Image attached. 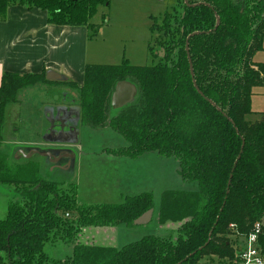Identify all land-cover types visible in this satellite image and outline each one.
Returning <instances> with one entry per match:
<instances>
[{"label": "trees", "instance_id": "1", "mask_svg": "<svg viewBox=\"0 0 264 264\" xmlns=\"http://www.w3.org/2000/svg\"><path fill=\"white\" fill-rule=\"evenodd\" d=\"M183 1L180 18L176 8L166 11L162 21L152 16V42L163 47L162 61L135 65L126 58L120 64H89L82 85L58 82L79 92L82 125L109 127L125 137L128 146L113 153L137 157L156 151L174 157L181 177L196 182L197 189L165 191L158 219L166 228L163 233L116 248L111 245L116 226H135L154 207L153 193L128 196L120 204L77 206L75 188L68 193L38 175L24 177L26 172L13 169L0 153V184L15 185L21 196L0 219L2 264H198L206 256L231 261L241 245L234 249L229 235L247 236L258 222L264 251V113L254 122L247 119L254 88L264 86V63L253 59L264 49V0ZM16 4L46 10L52 24L94 30L90 20L110 0H0V20ZM189 36L193 76L186 51ZM149 50L159 56L154 46ZM121 81L136 84L138 95L109 116ZM51 82L47 71L5 72L0 128L6 107L18 101L22 89ZM80 210L83 218L65 216ZM102 225L109 226L105 243L89 228ZM59 242L71 253L48 255L46 245Z\"/></svg>", "mask_w": 264, "mask_h": 264}, {"label": "rangeland", "instance_id": "2", "mask_svg": "<svg viewBox=\"0 0 264 264\" xmlns=\"http://www.w3.org/2000/svg\"><path fill=\"white\" fill-rule=\"evenodd\" d=\"M183 2V0H159L158 3L155 2V4H153V10L155 9L153 13H155L154 15L162 21L163 14L166 11L172 12V9L176 8L178 14L177 17L180 18L184 10ZM142 16L143 15H140L139 11H136L131 7L122 6L121 4L119 5L116 0H110V5L99 6L96 14L90 20V22L95 25V29L94 31L92 30V33H94V36H98L101 28H108L103 36L106 41H99L102 46H107L103 44L106 42L109 47H114L120 45V42L123 41L121 44L127 48L126 50L129 53L126 57L130 58L132 64L155 65L162 61L165 52L160 44H154L151 42L152 39L149 41L150 45L155 47L157 54L158 52L160 53L158 54L159 56H153L147 48L148 42H146V39H149L151 32L146 28H139L141 24L138 23H144L146 20ZM110 21L113 22L110 23ZM171 22L175 25L174 18ZM144 30L145 32H143ZM161 52H164L163 56H160ZM113 58L118 59L115 55H113ZM253 59L255 62L264 63V49L257 51ZM253 97V106L260 107L262 110H260V112H255L253 110L255 108L253 107V112L249 114L247 118L251 122L258 120L260 114L264 113V87L257 89ZM62 98L77 103L76 101L79 100L77 89L68 85H59L55 87L37 85L34 87H28L19 92L17 102L13 104L11 103L7 106L5 111V121L0 128L2 136L0 138V153L9 154L13 169H17V166L14 165L20 160L24 161L25 158L23 159V156L15 155L16 153L12 151L16 152L20 148L29 147L22 142L38 139L39 137L38 123L44 120V102H46L45 104H48L52 99L62 100ZM134 102L135 99L133 100V103ZM120 110L121 109L113 107L111 112H109V116H115ZM60 125L61 123H58L56 126L60 129ZM68 126H70V124L67 122V131L69 130ZM71 126L77 128L78 131H81L82 129L79 138L80 145H71L70 148H67V152L63 151L64 154H62L63 152H60L61 148L44 151L51 154L50 156L46 155L47 157L40 154H34V157L29 161L32 162V164V160L41 162V173L38 174L34 167H30L32 164L25 165L27 168L32 169V171L30 170V172H27L29 177L33 178L38 175L41 177L43 176L47 180L58 182V184H60L63 189H66L68 193H72V189L75 188V191H77L78 194L77 203L79 205L77 204V206L97 203H122L125 200L126 194H120L116 189H112L113 187L111 186V183L113 181V174L106 155H114L112 150L127 145L128 142L125 137L112 128L107 127L95 129L91 126L82 125L76 120L72 122ZM45 136L42 135V138H45ZM42 148L44 149V147ZM66 153L68 156H65ZM14 155L17 159L14 158ZM60 156L63 157L58 159ZM52 157H56L58 160L52 161ZM164 158L163 159L166 161L167 165L163 163V166L160 168L162 172L154 173L153 175H151V171L154 167L150 163H140V167L145 169L149 168L147 171L149 172L150 177L143 181L138 178L135 180L133 186L134 189H132V195L140 194L142 192H153L155 194L153 207L155 212L152 221L147 224L133 227L124 224L116 226L115 241L111 243V245L116 248H121L123 245L139 240L148 234L157 235L163 233L164 230L159 229V223L155 216L161 206L163 191L166 189H197L196 182L185 181L182 179L178 172L177 159L174 157ZM0 186L2 187V189H0L1 192H6L5 194H8V196L12 195L10 200L13 201L20 199L21 196L12 191L14 190L13 186ZM0 201H3L2 197H0ZM7 209L8 208L4 210L0 206V219L6 218L8 212ZM69 213L70 219H77L79 217L83 218L82 210H80L79 214ZM89 228L95 232L94 236L98 235L99 239H104L102 237L106 234V230L109 229V226L102 225ZM230 230L235 232L234 230H236V228L231 226ZM229 236L234 249L246 243V236L244 235L236 233L235 235ZM45 251L51 257L64 258L71 253V248L67 244L59 242L55 245L47 244ZM4 256L5 253L1 251L0 264H2ZM213 262L215 264H231L229 259L220 258L218 256H206L201 259L198 264H213Z\"/></svg>", "mask_w": 264, "mask_h": 264}, {"label": "crops", "instance_id": "3", "mask_svg": "<svg viewBox=\"0 0 264 264\" xmlns=\"http://www.w3.org/2000/svg\"><path fill=\"white\" fill-rule=\"evenodd\" d=\"M119 5L127 6L139 11L140 15L146 20L141 24L139 28H146L151 32L150 27L153 23L152 16H155L153 13V4L158 3L159 0H116ZM103 5V4H102ZM105 5V4H104ZM110 5V4H109ZM101 6V5H100ZM118 12V10H117ZM142 13V14H141ZM113 21H110V23ZM109 23V24H110ZM108 24V25H109ZM108 28H101L100 34L94 36L92 30L87 25H56L49 23L48 12L41 8H29L26 5H12L8 8L6 20H0V86L2 83L3 74L7 71L26 74V73H41L43 71H55L61 75H64L67 80L75 81L78 85H82L85 79V68L89 64H120L124 59H129L126 57L129 53L127 48H125L120 42V45L114 47H109V45L104 42L103 44L107 46H102L99 41H106L104 35ZM94 31V30H93ZM145 32V30L143 31ZM151 34L149 39H146V42L150 45V40L152 39ZM152 42V40H151ZM147 43V48L149 45ZM158 54H160L158 52ZM113 55L118 59H114ZM161 55L163 53L161 52ZM131 61V60H130ZM44 85V84H40ZM65 85L58 81L45 84V86H59ZM136 85V84H135ZM137 87V85H136ZM264 86L255 87L253 90V96L255 95L257 89H261ZM137 92L132 86L128 84H123L117 95H112L111 99V109L114 107L116 109H122L131 102L132 98H136L139 92L138 87L136 88ZM116 90H114L115 92ZM113 92V94H114ZM79 94V92H78ZM252 96V109L255 112H260L262 110L260 107L253 106L254 97ZM132 100V101H131ZM67 101L66 99L55 100L52 99L48 104H43V116L44 120L38 123L39 137L38 139L27 140L22 143L27 144L29 147L20 148L15 155L23 156L24 161L20 160L14 166H17V169H22L26 176L28 171L31 168H27L25 165H30L32 162L29 160L34 157V154H40L50 149H59L61 148V153L67 152V148H70L71 145L79 146L80 142L70 141L69 139L61 140L57 142L54 138L50 136V127L52 122L55 123V128L59 130V127L56 126L61 121H67L70 125L74 120L80 122V95L79 100L76 101ZM13 104V103H12ZM10 105V104H9ZM8 105V106H9ZM7 109V107H6ZM80 131V130H79ZM82 131V129H81ZM79 134V138L81 135ZM42 135H46L45 138H42ZM49 136V137H48ZM127 141V140H126ZM128 142V141H127ZM129 144V143H128ZM125 145L123 147L128 146ZM34 146V147H31ZM44 147V149L42 147ZM119 147L115 150H118ZM41 148V150H40ZM27 150V151H26ZM35 150H38L36 153ZM25 151V152H24ZM64 152L62 154H64ZM2 153V152H1ZM8 153V152H7ZM7 155L10 164L9 154ZM14 158L17 159V157ZM43 155V154H40ZM118 153L107 154L108 164L112 171L113 181L111 183L112 189H116L120 194H126V197L137 196L143 193H153V192H142L140 194H133L132 189H134L135 180L138 178L142 181L149 179L150 174L147 171L149 168L145 169L140 167L142 162L150 163L154 168L151 171V175L154 173H161V166L163 163H166L164 157L156 151H150L143 153L137 157L130 155H120ZM46 156V154L44 155ZM50 156V155H47ZM46 156V157H47ZM65 156H68L66 153ZM60 156L58 159L62 158ZM13 158V159H14ZM52 161H56V157H52ZM164 158V159H163ZM168 158V157H167ZM33 161L34 167L38 174L41 173V162ZM13 166V165H12ZM151 167V166H150ZM152 168V167H151ZM40 171V172H39ZM23 172V173H24ZM179 172V171H178ZM180 174V173H179ZM181 176V175H180ZM41 177V176H40ZM42 178H44L42 176ZM45 179V178H44ZM183 179V178H182ZM184 180V179H183ZM52 181V180H50ZM55 182V181H53ZM58 183V182H56ZM6 186V184H0ZM13 186L14 191L17 194V187ZM0 189L2 187L0 186ZM174 190V189H166ZM163 191V193L165 192ZM190 191V190H189ZM6 192L0 191V197L3 201H0V206L6 210L9 208L11 196L5 194ZM162 193V194H163ZM5 194V195H4ZM18 195V194H17ZM77 191H76V201H77ZM154 197L155 194L153 193ZM125 197V198H126ZM78 204V203H77ZM102 204H120V203H97L89 205H102ZM79 205V204H78ZM8 210V209H7ZM157 221L159 223V211L156 212ZM167 228H170L167 226ZM159 229L164 230L163 226L159 225ZM149 235V234H148ZM146 236V235H145ZM144 237V236H143ZM141 239V238H140ZM101 242L105 243L104 239H100ZM137 241V240H136ZM128 244V243H127ZM126 245V244H125ZM124 246V245H123ZM122 246V247H123ZM70 254V253H69ZM215 259V258H214ZM213 264H215L213 262Z\"/></svg>", "mask_w": 264, "mask_h": 264}, {"label": "water", "instance_id": "4", "mask_svg": "<svg viewBox=\"0 0 264 264\" xmlns=\"http://www.w3.org/2000/svg\"><path fill=\"white\" fill-rule=\"evenodd\" d=\"M192 35H195V33H193ZM190 37L191 36H189L187 38V41H186V51L188 53V57H189V61H190V70H191V74L193 76V74H194L193 65H192V61L190 59V52H189V40H190ZM163 54H164V52H163ZM161 56H163V55H161ZM47 78L49 80H52V81H65V80H67V78L64 75H61V74H59V73H57L55 71L47 72ZM123 84H128V85L132 86L133 89L135 90V93L137 92L136 91L137 87H136V85L134 83H132L130 81H121V82H119L116 85V88H115L116 91L113 94L114 96L117 95L120 87ZM132 100H134V98H132ZM66 124H67V121H61L60 129L58 130L57 128L53 129L55 127V123L52 122L51 127L49 129L50 136L52 138H54L57 142H60L62 139L66 140V142H69V141H67L68 139L69 140L71 139L73 141H78V139H79V131H78V129L70 125V126H68L69 130L67 131L66 130ZM35 152L37 153L38 150H35ZM39 153L43 154V155H45V154L46 155H51L49 152H40L39 151ZM154 212H155V210L153 208H151L149 211L145 212L143 215H141L139 218H137L135 220V222H134V225L137 226V225H143V224L149 223L153 219Z\"/></svg>", "mask_w": 264, "mask_h": 264}, {"label": "built area", "instance_id": "5", "mask_svg": "<svg viewBox=\"0 0 264 264\" xmlns=\"http://www.w3.org/2000/svg\"><path fill=\"white\" fill-rule=\"evenodd\" d=\"M65 216L69 218L70 213H66ZM262 233V224L258 222L246 236V243L237 249L235 258L230 261L231 264H264V251L260 244Z\"/></svg>", "mask_w": 264, "mask_h": 264}]
</instances>
